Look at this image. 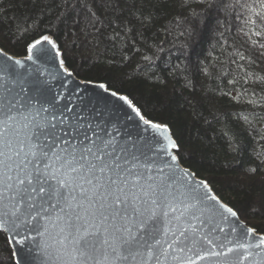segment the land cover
<instances>
[{
  "label": "snow or ice",
  "instance_id": "1",
  "mask_svg": "<svg viewBox=\"0 0 264 264\" xmlns=\"http://www.w3.org/2000/svg\"><path fill=\"white\" fill-rule=\"evenodd\" d=\"M62 2L57 23L79 37L102 36L123 0ZM235 4L248 12L246 34L264 38V0ZM53 27L17 25L20 35L34 31L22 58L0 45V231L9 242H31L51 264H264V232L182 168L167 123L105 83L144 128L107 101L73 111L52 95L41 78L50 59L74 75ZM252 211L264 214V203Z\"/></svg>",
  "mask_w": 264,
  "mask_h": 264
},
{
  "label": "trees",
  "instance_id": "2",
  "mask_svg": "<svg viewBox=\"0 0 264 264\" xmlns=\"http://www.w3.org/2000/svg\"><path fill=\"white\" fill-rule=\"evenodd\" d=\"M230 3L123 0L102 36L77 37L57 23L62 0H0V45L22 57L34 31L20 35L17 25L54 26L79 79L105 83L167 123L182 164L264 232V214L252 211L264 203V38L246 34L247 10ZM0 264H14L2 232Z\"/></svg>",
  "mask_w": 264,
  "mask_h": 264
},
{
  "label": "water",
  "instance_id": "3",
  "mask_svg": "<svg viewBox=\"0 0 264 264\" xmlns=\"http://www.w3.org/2000/svg\"><path fill=\"white\" fill-rule=\"evenodd\" d=\"M44 67L46 71L42 73L41 78H48L52 88V95L58 96L59 102L62 104H66L69 109L73 111H82L89 100H91L93 103H95L97 100L107 101L109 106L115 105L120 109V116L122 118V121L126 120L125 113H127V116H130L132 118L131 120L127 121L129 124L138 123L141 128H144L143 123L139 121L135 113L132 112L131 109H129L126 105H124L122 101L112 97L109 93H105L102 89H100L98 87L99 83L81 80L75 75L74 72V75L72 77H68L59 69L58 62L51 59L47 64L44 65ZM68 114L71 115V112H69ZM144 135L152 136L153 130L149 129L144 133ZM169 135H171L177 143L176 139L173 136L172 130L170 131ZM157 138H159V134H157ZM182 168L187 167L182 164ZM2 233L7 236L9 241L10 234L5 232ZM9 244L13 252L14 264H18V262L19 264H51V262L47 260V257H45L41 253V250L36 248L29 241H26L24 245L15 244L12 242H9ZM29 248H31L32 251H29Z\"/></svg>",
  "mask_w": 264,
  "mask_h": 264
},
{
  "label": "rangeland",
  "instance_id": "4",
  "mask_svg": "<svg viewBox=\"0 0 264 264\" xmlns=\"http://www.w3.org/2000/svg\"><path fill=\"white\" fill-rule=\"evenodd\" d=\"M76 39V38H75ZM71 41H77V40H74V38L71 40ZM72 43V42H71ZM78 47V46H77ZM70 51L72 50V48H68ZM246 223H248L246 220H245Z\"/></svg>",
  "mask_w": 264,
  "mask_h": 264
}]
</instances>
